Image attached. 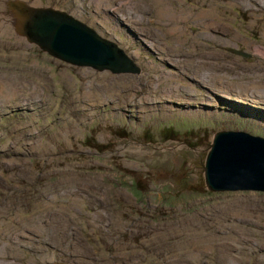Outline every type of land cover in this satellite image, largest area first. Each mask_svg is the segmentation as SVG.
Listing matches in <instances>:
<instances>
[{"label":"rangeland","instance_id":"obj_1","mask_svg":"<svg viewBox=\"0 0 264 264\" xmlns=\"http://www.w3.org/2000/svg\"><path fill=\"white\" fill-rule=\"evenodd\" d=\"M38 1L140 73L63 62L0 21V264H264V191L203 176L216 131L264 137V0H172L194 13L174 31L155 0Z\"/></svg>","mask_w":264,"mask_h":264},{"label":"water","instance_id":"obj_2","mask_svg":"<svg viewBox=\"0 0 264 264\" xmlns=\"http://www.w3.org/2000/svg\"><path fill=\"white\" fill-rule=\"evenodd\" d=\"M6 4L16 35L50 56L97 71L140 73L125 48L65 10L24 0H8ZM203 176L211 191H264V137L243 130L216 131L205 157Z\"/></svg>","mask_w":264,"mask_h":264},{"label":"bare ground","instance_id":"obj_3","mask_svg":"<svg viewBox=\"0 0 264 264\" xmlns=\"http://www.w3.org/2000/svg\"><path fill=\"white\" fill-rule=\"evenodd\" d=\"M25 2H30V0H24ZM33 2L31 3V4H33V5H35V6H39L41 3H39V1L38 0H32ZM102 3H104L103 1H107V0H100ZM171 1L172 0H155V2L156 3H158V4H160L161 6H162V4H164V7H163V10L161 11V14H162V17H169V20H171L172 22H173V27H171V30L172 31H174L178 26H179V24H178V22H177V20H190L191 18H192V16L194 15V13L193 12H191L190 10H187V9H183V8H178L176 11H174V9H172V7H171ZM166 3H168L169 5H166ZM82 3L81 2H78V4H77V7H76V10L78 11V13H82V11L80 10V8H82V5H81ZM74 6V5H73ZM4 7V3L3 4H0V8H2L1 10H0V21L1 22H8L9 24H11L12 26L14 25V22H12V16H11V14H8L7 13V11L3 8ZM173 11V12H172ZM215 10L214 9H211V10H204V9H202L200 12H199V14L202 16V19H200L199 21H198V23L199 24H201V26L204 28V29H208L210 26H212V23L210 24V23H208L207 21H206V18H208V16H217V11H216V13L214 12ZM74 13V12H73ZM129 13V12H128ZM76 14V13H75ZM72 15V14H71ZM74 15V14H73ZM131 15V14H130ZM108 17V16H107ZM195 17V16H194ZM79 18H83V17H79ZM132 18V17H131ZM129 19H130V17H129ZM199 19V18H198ZM192 21V20H191ZM197 21H196V23L195 24H197ZM0 22V23H1ZM16 23H17V21H15ZM170 23V22H169ZM182 23V22H181ZM189 23V22H188ZM193 23V22H192ZM2 24V23H1ZM175 24H178L177 26L175 25ZM215 24V23H214ZM15 26V25H14ZM14 26H13V29H14ZM6 27V26H5ZM195 27V26H194ZM3 28V27H2ZM180 28V27H179ZM183 28V27H182ZM212 29V28H211ZM2 30V29H1ZM0 30V31H1ZM7 30V29H6ZM187 30V29H186ZM5 31V30H4ZM179 31V30H178ZM6 33V32H5ZM3 34V33H2ZM13 34V33H12ZM202 34V33H201ZM19 37V38H21L22 40H25L24 39V37H22V36H19V35H16V33H15V37ZM234 37L237 39V40H240V41H243L245 44H248V41L247 40H245V38L241 35V34H239L238 32H235V34H234ZM20 42V41H19ZM23 43V42H22ZM25 43V42H24ZM20 44V43H19ZM153 45V44H152ZM151 45V46H152ZM19 46H21V45H19ZM157 46V45H156ZM155 46V47H156ZM159 46V45H158ZM153 47V46H152ZM152 49V48H151ZM156 53V52H155ZM158 53V52H157ZM214 74V73H213ZM207 76V75H206ZM228 77V76H227ZM212 78H214V77H212ZM211 78V79H212ZM219 78V77H218ZM224 78V77H223ZM153 79V78H152ZM155 79V78H154ZM158 78H156V80H157ZM218 80V79H217ZM152 81V80H151ZM224 81V80H223ZM220 82V81H219ZM218 82V84H220ZM222 83V82H221ZM228 84V83H227ZM230 85V84H229ZM150 86V85H149ZM231 86H232V84H231ZM225 87V89H227V88H229L228 87V85H226V86H224ZM234 87V86H233ZM232 87V88H233ZM242 87V86H241ZM243 87H245V86H243ZM250 87V86H249ZM260 87V86H259ZM11 88V87H10ZM9 88V89H10ZM231 88V89H232ZM224 89V88H223ZM246 88H244V90H245ZM252 89V88H251ZM257 89V88H256ZM152 90H154V89H152ZM179 91V85H177L176 87L174 86V87H172V88H168V90L167 89H165L164 90V92H171V91ZM180 90H182V88L180 89ZM218 90V89H217ZM11 91H12V89H11ZM224 91V90H223ZM240 91V90H239ZM246 91H247V89H246ZM9 92V91H8ZM14 92H15V90H14ZM191 94L193 93V90L191 89L190 91H189ZM236 92H237V90H236ZM235 92V90H234V93H236ZM252 92V91H251ZM257 92V91H256ZM255 92V93H256ZM262 92H263V90H262ZM10 93V92H9ZM12 93V92H11ZM90 93V92H89ZM151 93V92H150ZM174 93V92H173ZM226 93V92H225ZM224 93V94H225ZM232 93V92H231ZM241 93V92H240ZM259 93H261V92H259ZM157 94V93H156ZM160 94H162V92L160 93ZM169 94V93H168ZM239 94V93H238ZM264 94V93H263ZM178 95H180V94H178ZM235 95V94H234ZM248 95V94H247ZM255 95V94H254ZM89 96V95H88ZM168 96H171L170 94L168 95ZM174 96V95H173ZM190 97V96H189ZM252 97V96H251ZM164 98V97H163ZM170 98V97H169ZM187 98H188V96H187ZM242 98V97H241ZM244 98V97H243ZM173 99V98H172ZM45 103V102H44ZM29 104V103H28ZM249 108V107H248ZM215 214H216V212H215ZM219 214V213H218ZM225 215V214H224ZM217 222V221H216ZM234 222V221H233ZM232 222V223H233ZM192 231H190L189 233H191ZM195 233V232H194ZM187 234V233H186ZM241 234V233H240ZM5 235V234H4ZM188 235V234H187ZM242 235V234H241ZM188 236H191V235H188ZM236 236V235H235ZM15 239V238H14ZM12 240V239H11ZM39 242V241H38ZM199 244V243H198ZM43 247V246H42ZM38 249V248H37ZM48 263L49 264H51V263H53V261H48ZM57 263H67V264H69L68 262H64V261H60V262H55V264H57Z\"/></svg>","mask_w":264,"mask_h":264},{"label":"flooded vegetation","instance_id":"obj_4","mask_svg":"<svg viewBox=\"0 0 264 264\" xmlns=\"http://www.w3.org/2000/svg\"><path fill=\"white\" fill-rule=\"evenodd\" d=\"M9 9V8H8ZM15 27V26H14ZM15 29V28H14ZM51 264H55V262L51 263Z\"/></svg>","mask_w":264,"mask_h":264}]
</instances>
